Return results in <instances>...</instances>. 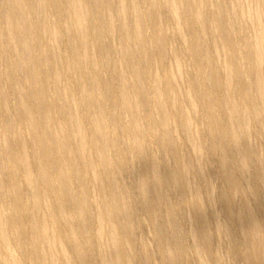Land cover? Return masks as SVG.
Instances as JSON below:
<instances>
[{
    "label": "bare ground",
    "instance_id": "obj_1",
    "mask_svg": "<svg viewBox=\"0 0 264 264\" xmlns=\"http://www.w3.org/2000/svg\"><path fill=\"white\" fill-rule=\"evenodd\" d=\"M0 37V264H264V0H0Z\"/></svg>",
    "mask_w": 264,
    "mask_h": 264
},
{
    "label": "rangeland",
    "instance_id": "obj_2",
    "mask_svg": "<svg viewBox=\"0 0 264 264\" xmlns=\"http://www.w3.org/2000/svg\"><path fill=\"white\" fill-rule=\"evenodd\" d=\"M1 38V37H0ZM1 40H2V38H1ZM4 65H6L5 63H4ZM71 86H73L74 87V85H71ZM107 89H108V91H109V93L112 95V96H114L115 95V92H114V90L110 87V88H108V86H107ZM111 89V90H110ZM112 92V93H111ZM76 94H78L77 93V91H75V97H76V99H78L79 98V95H76ZM77 96H78V98H77ZM110 108V109H109ZM78 110V112H77V114H78V116L79 117H84V112H83V110L80 108V107H78L77 108ZM103 109L105 110V111H107V113H110L111 111H112V106L110 105V104H108V102L104 105V107H103ZM109 109V110H108ZM109 111V112H108ZM83 119V118H82ZM148 125H150V124H148ZM10 150H11V152H13L14 153V147H12V148H10ZM183 228H184V226H183ZM25 247H28V246H25ZM188 259H190V257H187Z\"/></svg>",
    "mask_w": 264,
    "mask_h": 264
}]
</instances>
